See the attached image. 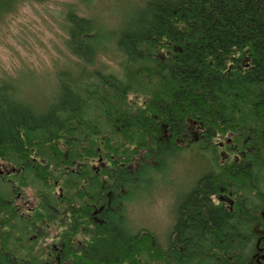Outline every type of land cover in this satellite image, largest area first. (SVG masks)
Wrapping results in <instances>:
<instances>
[{"label":"trees","instance_id":"1","mask_svg":"<svg viewBox=\"0 0 264 264\" xmlns=\"http://www.w3.org/2000/svg\"><path fill=\"white\" fill-rule=\"evenodd\" d=\"M95 1L67 3L54 103L19 102L20 79L0 77V264H47L49 227L65 214L74 264L137 258L151 241L129 229L128 212L142 189L153 203L157 177L187 149L210 157L174 191L168 254L213 264L209 252L225 259L236 235L244 263L264 243V0H139L117 17Z\"/></svg>","mask_w":264,"mask_h":264},{"label":"rangeland","instance_id":"2","mask_svg":"<svg viewBox=\"0 0 264 264\" xmlns=\"http://www.w3.org/2000/svg\"><path fill=\"white\" fill-rule=\"evenodd\" d=\"M80 1V0H79ZM97 0L95 2L98 3ZM139 0H102L99 5L109 15L117 17V9L124 6V11L127 12L138 5ZM30 4L37 6L35 9L26 8L25 12L30 18L27 23H20L15 25L19 28V31L14 32L13 28H6L2 22H0V77L8 76L9 79L13 80L18 78L19 82L17 85L24 82L23 75L30 73V70L35 72V69H30L29 64L33 63L32 56L37 54L38 49H44L47 51H54L61 56H66L69 52L65 46V40L67 38V33L65 32V21L64 12L67 3L75 2L80 4L78 0H46L44 2L28 1ZM126 4V5H125ZM51 6V7H49ZM34 14V16H33ZM56 61H54L55 63ZM19 63V67L17 66ZM7 65V69H5ZM12 73H20V75H12ZM28 76H26L27 78ZM25 78V79H26ZM17 80V81H18ZM220 155V154H219ZM204 156V157H203ZM210 154L206 151L201 153L198 151H192L187 149L183 154V159L176 162L175 166L169 172L159 175L161 179H167L172 177V179L167 180V182L173 186L174 191L180 189V185L183 183H190L194 181L205 168ZM207 163H205V162ZM3 170L5 168L3 167ZM205 171V170H204ZM159 184V181H156ZM143 199L135 200L134 203L139 204L131 208L130 211L134 212V216L128 212L130 224L134 226V221L139 218V223L149 222L155 225L154 220L159 214V198H158V188L154 194V201L151 203V193H145L141 190ZM31 190L27 189L23 197L19 199V204L25 210L29 205L34 204V196ZM180 197V195H178ZM27 198L31 200L28 206H23L22 202ZM22 201V202H21ZM177 203L172 205V214L176 217L175 209ZM129 226V229L133 231ZM47 234V242L50 243L52 240V235H54L58 230L57 223H52L49 227ZM164 231V230H163ZM135 233V232H134ZM153 241L162 242L163 244L168 243L169 235L163 234L160 237L152 236ZM42 245V244H40ZM252 250V254H254ZM158 251V250H157ZM42 256H46L45 249L42 250ZM251 257V256H250Z\"/></svg>","mask_w":264,"mask_h":264},{"label":"clouds","instance_id":"3","mask_svg":"<svg viewBox=\"0 0 264 264\" xmlns=\"http://www.w3.org/2000/svg\"><path fill=\"white\" fill-rule=\"evenodd\" d=\"M37 6L30 4L28 0H10V3L0 9V22L6 28H13L14 32L19 31L15 25L20 23H27L32 18L25 12L26 8H37ZM51 7V6H49ZM81 15H88L87 12H81ZM102 16L107 17L108 13H101ZM34 16V14H33ZM110 23L109 21H105ZM33 63L29 64L30 69H35L36 75L31 78L23 79L24 82L19 84L13 98L19 102L33 104L37 107H45L54 103L59 94V85L56 77V72L60 67L67 63V56H61L54 51H45L38 49L37 54L32 56ZM75 59V57H72ZM58 61V63H54ZM20 66L19 63L17 65ZM5 65V69H7ZM12 75H20V73H12ZM8 80V76H4ZM16 83L15 80L11 81ZM157 177L159 181L158 198H159V214L156 216L154 223L158 230L163 231L170 221V212L174 203V188L167 180Z\"/></svg>","mask_w":264,"mask_h":264},{"label":"flooded vegetation","instance_id":"4","mask_svg":"<svg viewBox=\"0 0 264 264\" xmlns=\"http://www.w3.org/2000/svg\"><path fill=\"white\" fill-rule=\"evenodd\" d=\"M20 198V196H19ZM65 196L63 194H58L57 199H64ZM214 198V197H213ZM215 200L217 203L222 202L225 203L227 208L233 209L235 206V200L231 196H223L221 194L220 196H215ZM59 209H61L60 202L58 204ZM264 214V211H263ZM139 218L134 221V226L130 224L129 221L127 223L130 228L137 233V235L144 236V238L150 240V245H148L147 248L141 249L140 252L136 255L137 258H126L123 259V261L120 264H175L174 259L172 258L171 253L168 254V249L170 247L169 243L163 244L162 242L153 241L152 236L160 237L158 233L157 227L150 224L149 222H143L139 223ZM56 222L58 223V230L54 234V238L50 241V243L47 244V246L52 249V252H47V255L43 258H49V261L46 262L47 264H74V262L71 260V258L66 257L65 250L68 249L70 246L68 245L67 241L62 237V234L60 233L62 229L64 228V224L67 222L66 214L64 217L59 216L56 219ZM177 224V218L172 215V212H170V221L168 222V228L166 229L164 234L170 235V238H174L176 234H174V229ZM236 235L235 239L232 238L231 240L234 241V244L232 245V253L231 251L229 253L222 252V256H226L225 259L219 258L221 256V250H213L212 252H209V255L207 256L209 260L213 261V264H236L237 263V243H236ZM78 244H82L80 236L73 237V240H78ZM54 240V242H52ZM169 240V239H168ZM175 240V239H174ZM47 242V240H46ZM45 242V244H46ZM176 243V242H175ZM177 248L180 249V247L177 245ZM256 250L254 254L251 255V257L247 260H245L242 264H264V243H258L256 244ZM158 250V251H157ZM53 257V258H52ZM171 258V259H169ZM203 264H209V263H203Z\"/></svg>","mask_w":264,"mask_h":264}]
</instances>
